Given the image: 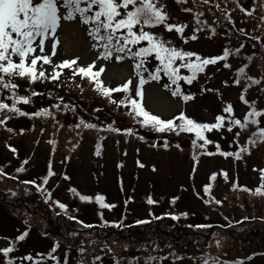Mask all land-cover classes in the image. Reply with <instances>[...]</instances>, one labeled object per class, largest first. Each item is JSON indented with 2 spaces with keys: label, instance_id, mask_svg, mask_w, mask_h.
Listing matches in <instances>:
<instances>
[{
  "label": "rangeland",
  "instance_id": "1",
  "mask_svg": "<svg viewBox=\"0 0 264 264\" xmlns=\"http://www.w3.org/2000/svg\"><path fill=\"white\" fill-rule=\"evenodd\" d=\"M160 3L165 6L168 23L186 25L182 34L184 39L174 29L165 31L163 25L146 30L161 34L174 46L202 57L222 55L225 48L230 52L228 58L222 60L227 64L230 62V67L208 65L204 72L196 74L191 84L180 81L182 91L193 95V99L186 102L170 95L158 81L146 83L144 91L142 87V98L136 97L139 77L132 69V60L98 59L99 51L92 47L94 41L88 35V26L76 18L69 22L61 20L54 56L51 54L52 37L45 41L44 54L51 57V63L44 65L38 61L37 74L44 70L49 78L31 82L29 78L23 80L14 76L11 82L18 87L13 90L0 87V102L11 105L14 92L16 106L25 113L49 109L44 107L53 102L47 99L48 89H55V99L66 89L80 92L81 83L75 77L84 75L77 69L95 61L93 71L104 67L99 77L104 86L114 88L131 80L129 92H119L123 96L120 101L131 96L146 111L164 120L183 111L197 122L214 123L218 115L228 117L223 109L230 104L232 115L243 122L248 105L239 100L242 92L249 103L255 101L256 109H264V0H160ZM241 8L249 11L252 14L250 20L255 18L258 24L251 23ZM63 12L61 9V14ZM217 16L231 25L225 28ZM194 32L197 39H188ZM250 37L259 39L253 42ZM236 49H239L238 53ZM36 54H40L39 49ZM14 59L17 61L16 57ZM64 60H76L78 67L59 69L58 65ZM158 64L153 56L148 68H156ZM241 67H245V72L237 84L235 80ZM53 69H56L58 79L50 78L54 75ZM180 74L191 73L181 68ZM249 77L260 82L246 81ZM33 92L37 95H32ZM115 93H111V97L117 95ZM19 97H27L28 102L24 103ZM82 97L85 103L87 95ZM91 98L95 103L98 101L95 105L105 103L97 96ZM100 98L109 97L102 94ZM120 101L115 106L102 107L99 114L84 105L74 116L64 117L59 124L55 118L52 125V121L43 122L32 116H0V120L8 121L0 124V170L4 171L0 172V249L9 247L10 241L20 234L28 233L9 254L14 264H32V261L18 257L30 254L35 258L37 253L45 254L41 264H56L46 258L55 242H59L54 253L59 264L65 259L73 260V264H87L96 256L101 264H110L112 257L118 256H125L123 262L145 264V257L149 255L166 257L151 264H203L201 257L205 254L219 257L221 261H234L255 250H264V195L255 193L261 185V170H264V142L257 140L255 145L245 144L249 151L242 152L239 159L231 155L222 157V152L216 151L219 144V150L239 152L257 126L237 130L234 125L229 132L224 123L222 131L214 129L204 133L212 141L210 146L204 145L206 151L212 149V154L202 151V155L197 156L190 152L191 142L196 139L194 132L179 129L157 132L151 126H142L138 121L143 117H137L130 104H120ZM79 119L95 123L96 127L78 131ZM258 119L264 127V116ZM114 121L115 125L121 123L119 128L131 129L132 133L109 131L107 127ZM236 132L240 133L238 137ZM162 136L169 141L168 149L160 146L164 142ZM153 139H158L156 145H152ZM12 148L16 149L15 153ZM25 160L28 161L26 164ZM22 165L24 171L17 172ZM49 167L54 175L43 185L51 192V200L46 202V193L38 192L35 185H24L22 181L30 179L43 184L42 178ZM213 173L215 179L211 182ZM206 185H210L208 194L203 192ZM70 188L76 189V193L70 192ZM96 194L103 195L105 202L115 207L100 208L94 199ZM80 195L90 196L93 200L82 202ZM149 197L157 203L149 205L146 202ZM174 197L178 199L172 203ZM210 197L212 202L205 203ZM217 200L221 203H215ZM53 201L65 204L66 214ZM98 213H102L103 219ZM165 213L179 218L171 219ZM69 216L76 219H69ZM154 216L163 218L157 221ZM245 217L248 219H241ZM137 220L157 222L153 227L131 225ZM78 221L95 225L88 229ZM112 222L131 227L117 229L111 226ZM194 224L212 227L197 228ZM106 225L110 227L103 228ZM245 233L249 235L244 236ZM160 241H166L168 245L161 243L160 247H150L154 244L149 242ZM4 261L5 257L0 253V264ZM245 264H264V255L254 256Z\"/></svg>",
  "mask_w": 264,
  "mask_h": 264
},
{
  "label": "snow or ice",
  "instance_id": "2",
  "mask_svg": "<svg viewBox=\"0 0 264 264\" xmlns=\"http://www.w3.org/2000/svg\"><path fill=\"white\" fill-rule=\"evenodd\" d=\"M181 2V0H177ZM207 2V0H205ZM164 5L160 3V0H0V87L3 89L13 90L18 87V85L11 82L14 76H19L23 78H31V81H36L41 78L46 77L45 71L40 70L37 74V62L42 61L44 65L51 63V57L45 53V41L52 37V56L56 54V49L59 41L56 38L57 29L60 27L61 20L72 21L79 17L80 23L88 26V35L93 39V48L99 49L98 59L108 60L113 57L115 53V59L117 62L122 61L125 56H128L136 61L134 68L136 70V75L139 77V84L135 90V96L142 98V87L147 82L142 75V72L148 71L145 67L146 62L150 57L154 56V59L159 62L156 66L154 72H148V78L150 80L159 81L160 73L162 72L164 76L168 78L171 85H175L172 91L173 96H182L184 101L193 99L194 96L191 94H183L180 88L179 81H184L187 84H191L193 80L196 79L197 73H202L205 67L208 65H214L218 61L226 60L230 55L227 48L224 49L223 54L215 57H202L197 53L192 51H186L180 49L172 44L170 40L164 39L161 34H156L152 31L146 30L157 26L163 25L165 31L171 32L173 29L176 33L181 34V39L183 40V32L186 25H181L177 23H168L169 16L164 11ZM61 9L64 10L61 14ZM242 11H246L241 8ZM185 11H190V9H185ZM246 14H251L247 13ZM264 19V17H262ZM199 22V21H197ZM241 31H243L241 29ZM214 33V30H213ZM188 39L195 40L197 36L195 32ZM253 39H259L258 37H253ZM142 42H146L142 45ZM187 43V40H184ZM243 47V45H241ZM39 49L40 54L37 53ZM135 49V50H133ZM239 52V49H236ZM18 58V62L14 59ZM195 57V59H193ZM78 59V58H77ZM179 61V64H177ZM76 60H64L58 65L59 69L70 68ZM95 61L87 67H80L77 72L83 74L84 76L90 77V79L95 81L97 90L100 91L104 96L111 98V93L113 92H129L131 80L125 82L123 85L117 86L116 88H110L103 85V82L99 79L101 73L104 72V67L101 66L98 71H93L95 67ZM224 67H230L229 64L225 63ZM185 68L191 73L190 75H181L180 69ZM54 75L50 77L51 79H58V74H56V69H53ZM245 72V67L238 69L237 78L235 83H240L241 74ZM75 74V73H74ZM248 79L252 83L258 84L260 81L255 80L251 77ZM165 88H169V84L164 85ZM244 91H247L245 88ZM32 95H37L33 92ZM24 103L28 102L27 97H19ZM240 100L247 104L249 111L243 116V122L240 119H236L232 113L233 108L229 104L223 109V112L228 113V117L224 115H218L215 118L214 123H201L197 122L192 118H189L181 111L176 117L172 119L164 120L157 115H153L146 111L142 104L131 96H127L124 100H121L120 104H130L132 111L137 117H143L142 120L138 122L142 126H151L157 132L165 131H186L194 132L197 139L192 141L193 146H196L197 140L203 141L199 147L203 148L204 145L212 143L204 135L206 132H211L212 130H220L224 127V122L227 119V130L232 132L233 126H238L240 129H245L249 125H255L256 131L248 139V144L255 145L257 140L264 142V127L260 126L259 117L264 116V109L257 110L255 106V101L249 103L243 94L240 95ZM116 103V101H112ZM8 109L11 112L28 115V113L21 112L19 108L16 107V97L13 92V102L11 106L6 103L0 102V110ZM41 114L48 115L49 113L45 109H41L39 112L33 113L32 115L39 116ZM179 121L176 124L175 121ZM5 123V121L0 120V124ZM83 123V121L81 122ZM86 127L92 128L95 125L86 124ZM12 131L11 129H8ZM112 131H118V129H110ZM129 134L132 133L131 129L126 130ZM240 135L236 132V136ZM167 146V145H165ZM219 151V144L216 145ZM14 153L15 148L11 149ZM247 146L241 148L239 152L229 153L222 152L221 155L224 156H235L237 159L240 158L242 152H248ZM99 154V153H97ZM211 155V153H209ZM195 160V156L193 157ZM28 161L25 160L24 164ZM143 167V165H140ZM17 172L24 171L23 165L16 169ZM2 172V170H0ZM54 172L51 167H49L47 175H45L42 180L43 184H36L35 180L23 181L25 184L35 185L38 192L46 193V202L51 200V192L44 189L43 185L47 184L49 177L53 176ZM226 175V174H225ZM65 179H68L65 177ZM215 179V174L211 177ZM210 185L203 187V192L205 194L209 193ZM247 191H251L245 189ZM70 192L76 193V189L70 188ZM255 193L258 195H264V170H261V185L255 189ZM15 195V193H13ZM95 202L100 208L111 209L115 205H110L105 202V197L101 194H96ZM178 199L173 198L172 203ZM80 200L82 202H92L93 198L87 195H80ZM149 205L157 203L151 197L146 201ZM212 202L210 197L205 200V203ZM57 204L62 212L66 214L67 206L59 201H53ZM215 203L220 204L221 201H215ZM100 218L103 219L102 213H98ZM151 215V213H150ZM171 219H178L179 217L171 214L165 213ZM182 216H186L187 213H181ZM69 219H76V217L69 216ZM154 219H162V216H154ZM245 220L248 218L245 217ZM85 228H91L93 225L85 224L83 221H78ZM108 222H105L107 224ZM150 223L148 220H137L136 225H143ZM239 223V222H238ZM112 227L117 229L123 227H131V225H124L122 222H112ZM197 228H209L211 225H196ZM27 232L20 234L15 238V240L10 241L9 247H4L0 249V253L5 257L4 264H14V260L9 257L16 248V243L18 241H23ZM59 247V242H55L53 247L47 253L46 258L51 261H55L59 264V261L54 255L57 248ZM83 253V249H80ZM174 255V254H173ZM45 258V254L37 253V258H33L30 254L28 256L22 257L21 259L32 261V264H41L42 260ZM181 259V257H176ZM252 256H248L245 259H236L234 261L224 260L221 261L219 257H212L205 254L201 257L203 264H245V260L251 261ZM98 260L99 257H96ZM139 259V258H137ZM166 257L158 256H147L145 257V264H151L153 261L163 260ZM64 264H67L65 259Z\"/></svg>",
  "mask_w": 264,
  "mask_h": 264
},
{
  "label": "trees",
  "instance_id": "3",
  "mask_svg": "<svg viewBox=\"0 0 264 264\" xmlns=\"http://www.w3.org/2000/svg\"><path fill=\"white\" fill-rule=\"evenodd\" d=\"M236 8H238V7H236ZM240 12H242V11H240ZM246 12L250 13L249 11H245V12H242L243 15L245 17H247L251 23L258 24V21L255 18H253V20H250L252 14H246ZM217 18H218V22L222 23L225 26V28L227 27V25H231L227 20L222 19L220 16H217ZM246 35H248V34H246ZM245 39L248 40L249 37H246ZM251 40L253 42H255L254 39L251 38ZM256 47L257 46H255L254 48H256ZM113 56H115V53L113 54ZM154 71L155 70H151L150 72H154ZM148 72L149 71L142 72V75L144 76L145 80L149 79L148 78ZM21 78H23V77H21ZM75 78L80 80L79 81L81 83V88L79 90L80 92H72V91L68 92V90L66 89L61 95H59V96L57 95L58 98L55 99V95H54L55 89H53V88L48 89L47 99H49V100L52 99L53 102L46 104L44 107H50L49 109H46L49 114L48 115L41 114L39 116L35 115L34 117L42 120L43 122L52 121L50 123L51 125L56 121L55 118H58L57 121L59 124V123L63 122L64 117L74 116L77 112V109L84 106V105L85 106L87 105V107H89V109L92 110L94 113L99 114V111L100 112L102 111L101 110L102 107H103L102 109H106L109 106H115V103H113L112 101H116V103H117L123 97L121 94H119V92H116L115 94H117V95H113L111 98H108V99L100 98L102 93L97 90V87H96L94 80H92V79H90V77H86V76L75 77ZM29 80L31 81V78ZM245 80L248 81V78H245ZM31 82H36V81H31ZM89 93H91V95H89ZM86 95H87V97L85 99L86 102L84 103V99L82 96H86ZM95 96H97V98L100 99V102L104 101L105 103L104 104L100 103V104L95 105L98 101L95 103V100H93V98H91V97H95ZM3 103H5V102H3ZM127 105H129V104H127ZM9 106H11V105H9ZM39 111L40 110H37L33 113H36ZM14 114H15L14 112L9 111L8 109L0 110V116H8L9 117L10 115H14ZM82 121H83V123H81ZM88 123L92 124V125H96L95 123L88 122L86 119H79L77 122V125H79L80 127L78 126L79 128L77 129V127H76V129L78 131L80 129H83V130H86V128L89 129V127L85 126ZM112 124L114 127L112 126ZM112 124H111V126L107 127V129L109 131L115 132V133H122V131H124V132L126 131V130H122V128H119V127H122V126H119L121 123L118 125H115L116 123L114 121V123H112ZM95 127H92V129H94ZM101 127H100V129H101ZM55 129H57V127H55ZM110 129H118V131H112ZM161 139L164 140V142L160 143L161 148L164 149V146L167 145V146H165V148L168 149L169 148V143H168L169 141L167 140L166 136H162ZM157 140L158 139H153L152 145H156L158 142ZM190 152H193V150H191ZM155 222H157V221H150V223H146L143 225H136L135 223L132 225L134 227L152 225L151 227H153L154 225H156ZM91 225L94 226L95 223H91ZM107 226L110 227V225H106L103 228H105ZM88 229H92V228H88ZM242 232H244V230H242ZM247 235H249V233L244 234V236H247ZM161 243H165L166 245H168V243L166 241H164V242L160 241L159 243L149 242V244H154V245H150V247L151 246H159L160 247ZM251 254H253V255H264V250H259V251L255 250V251L251 252ZM96 257H99V256H96ZM96 257L90 259L89 262H86V261L85 262L87 264H101L102 261L100 260V258L97 260ZM124 259H125V256L112 257V259L109 261V263L110 264H130V261L123 262ZM63 264H64V262H63ZM67 264H73V260L69 261L67 259Z\"/></svg>",
  "mask_w": 264,
  "mask_h": 264
}]
</instances>
